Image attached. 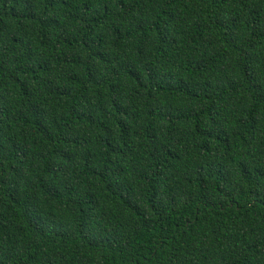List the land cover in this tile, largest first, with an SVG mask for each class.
I'll return each instance as SVG.
<instances>
[{"label":"trees","instance_id":"obj_1","mask_svg":"<svg viewBox=\"0 0 264 264\" xmlns=\"http://www.w3.org/2000/svg\"><path fill=\"white\" fill-rule=\"evenodd\" d=\"M0 264H264V0H0Z\"/></svg>","mask_w":264,"mask_h":264}]
</instances>
